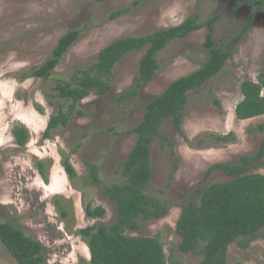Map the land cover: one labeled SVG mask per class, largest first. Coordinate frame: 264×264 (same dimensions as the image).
Instances as JSON below:
<instances>
[{"label": "rangeland", "instance_id": "374dc122", "mask_svg": "<svg viewBox=\"0 0 264 264\" xmlns=\"http://www.w3.org/2000/svg\"><path fill=\"white\" fill-rule=\"evenodd\" d=\"M124 9L130 11L109 20L112 13ZM193 18L199 23L218 18L214 41L220 47L229 45L232 58L216 78L190 94L182 135L171 121L162 125V135L173 145L161 140L154 143L147 194L171 203L170 214L141 222L142 231L127 233L158 238L169 264L201 262V257L179 250L177 222L189 191L205 184L213 165L254 156L264 140V134L252 131L264 123V116L240 121L235 115L243 99V81L262 79L264 96V14L255 17L248 33L235 42L250 21V8L239 7L237 0H0V223L11 222L38 240L44 246L45 264H91L89 246L80 232L113 223L116 210L89 182L87 166L98 165L107 185L123 181L115 171L137 142L134 129L143 121L146 106L175 80L203 65L208 28L171 43L159 55L156 78L136 97L125 100L122 97L134 87L146 50L127 55L114 69L110 92L103 97L91 94L79 106L83 116H74L67 127H60L46 140L50 118L70 104L57 97L56 86L72 81L79 71L97 62L101 50L116 40L145 36ZM76 30L81 31L78 42L49 80L25 77L44 64L62 36ZM15 125L29 130L24 148L13 136ZM231 132L237 139L225 145L211 136ZM67 157L77 172L75 179L64 168ZM252 173L264 175V159ZM62 180L63 185L59 184ZM229 180L220 171L210 177L212 182ZM89 205L103 207L106 216L89 218ZM0 264H18L1 243ZM227 264H264V237L248 248L232 244Z\"/></svg>", "mask_w": 264, "mask_h": 264}, {"label": "trees", "instance_id": "16d2710c", "mask_svg": "<svg viewBox=\"0 0 264 264\" xmlns=\"http://www.w3.org/2000/svg\"><path fill=\"white\" fill-rule=\"evenodd\" d=\"M105 2L107 0H98ZM239 7L250 8V21L244 25L235 42L240 41L258 15L264 14V0H237ZM118 10L109 17L113 21L129 12ZM218 18L199 23L197 18L188 19L178 26L161 29L141 37H125L114 41L101 50L97 62L75 75L72 81H61L56 86L57 97L70 101L66 109L54 114L45 130L46 140L52 139L54 131L67 127L74 116L82 117L79 106L91 94L99 97L110 92L114 69L129 54L146 50L142 57L134 87L122 99L134 98L157 76L160 69L159 55L171 43L188 38L192 33L207 26L209 35L205 47L208 50L203 65L192 74L171 83L159 96L146 106L143 121L134 129L137 142L116 169L123 177L120 183L107 185L99 174L96 164H88L89 182L95 184L101 195L113 202L116 220L81 230L91 252V264H169L164 247L158 238L128 236L129 231H142L141 222L162 220L173 207L147 194L153 177L152 150L157 140L172 146L169 137L162 135L161 127L171 121L175 130L183 134L185 111L190 94L216 78L232 58V50L217 46L214 41V24ZM81 31H71L62 36L51 56L40 67L33 68L26 78L49 80L62 63L68 51L78 42ZM263 80H245L241 85L242 101L236 106L235 115L240 121L264 116ZM264 134V123L252 130ZM13 136L24 148L29 140V130L15 125ZM218 144L236 141L234 132L227 135H211ZM77 149L73 150V154ZM264 159V140L254 156H242L237 163H217L205 175V184L189 191L187 201L181 206L176 232L181 237L179 250L184 254L201 257L200 264H227L232 244L242 248L264 237V175L252 173ZM64 168L71 179L77 172L70 158L64 160ZM41 173L45 175L43 164ZM220 171L231 180L212 182L213 172ZM91 219L104 218L106 210L88 206ZM0 243L18 264H45L44 246L27 236L20 227L11 222L0 223Z\"/></svg>", "mask_w": 264, "mask_h": 264}, {"label": "bare ground", "instance_id": "6f19581e", "mask_svg": "<svg viewBox=\"0 0 264 264\" xmlns=\"http://www.w3.org/2000/svg\"><path fill=\"white\" fill-rule=\"evenodd\" d=\"M60 177V176H59ZM59 184H61V185H63V180L62 181H60V183ZM62 188H63V186H62Z\"/></svg>", "mask_w": 264, "mask_h": 264}, {"label": "clouds", "instance_id": "9594fccd", "mask_svg": "<svg viewBox=\"0 0 264 264\" xmlns=\"http://www.w3.org/2000/svg\"><path fill=\"white\" fill-rule=\"evenodd\" d=\"M90 255H91V252H90Z\"/></svg>", "mask_w": 264, "mask_h": 264}]
</instances>
